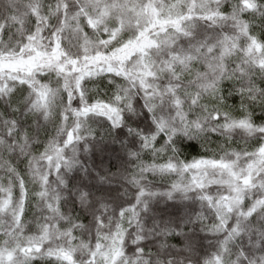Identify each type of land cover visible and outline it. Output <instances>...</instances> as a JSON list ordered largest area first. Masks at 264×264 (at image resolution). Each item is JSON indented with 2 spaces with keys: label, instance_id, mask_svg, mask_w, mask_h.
Returning <instances> with one entry per match:
<instances>
[{
  "label": "snow or ice",
  "instance_id": "6c2138e0",
  "mask_svg": "<svg viewBox=\"0 0 264 264\" xmlns=\"http://www.w3.org/2000/svg\"><path fill=\"white\" fill-rule=\"evenodd\" d=\"M258 112L264 0H0V264H264Z\"/></svg>",
  "mask_w": 264,
  "mask_h": 264
},
{
  "label": "trees",
  "instance_id": "16d2710c",
  "mask_svg": "<svg viewBox=\"0 0 264 264\" xmlns=\"http://www.w3.org/2000/svg\"><path fill=\"white\" fill-rule=\"evenodd\" d=\"M261 115L264 114H260L259 112L257 113L258 118H260ZM182 147L184 148L185 155L188 156V158L195 157L201 152L200 146L195 142H187Z\"/></svg>",
  "mask_w": 264,
  "mask_h": 264
}]
</instances>
